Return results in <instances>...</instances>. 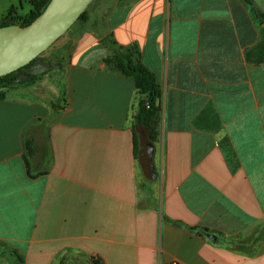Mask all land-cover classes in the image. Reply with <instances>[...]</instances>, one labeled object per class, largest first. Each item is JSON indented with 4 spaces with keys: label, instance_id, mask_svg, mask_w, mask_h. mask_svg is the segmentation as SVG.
<instances>
[{
    "label": "crops",
    "instance_id": "obj_1",
    "mask_svg": "<svg viewBox=\"0 0 264 264\" xmlns=\"http://www.w3.org/2000/svg\"><path fill=\"white\" fill-rule=\"evenodd\" d=\"M23 1L0 0V20ZM263 36L244 0H99L55 101L0 100V264H17L10 251L23 264H264V61L247 59ZM107 37L161 87L157 139L142 125L152 156L138 128L135 154V80L107 63Z\"/></svg>",
    "mask_w": 264,
    "mask_h": 264
},
{
    "label": "trees",
    "instance_id": "obj_2",
    "mask_svg": "<svg viewBox=\"0 0 264 264\" xmlns=\"http://www.w3.org/2000/svg\"><path fill=\"white\" fill-rule=\"evenodd\" d=\"M250 7L251 12L255 16L256 20L262 24L264 22V14L257 8L253 0H244ZM50 0H29L31 9L25 14H19L16 7L10 8L5 16L0 20V26H5L9 24H19L21 26H26L30 24L36 17H38L44 9L47 7ZM87 19V10L81 14L79 20ZM104 41L112 46L116 54L113 58H108L106 61L109 65L114 67L117 71L125 76L132 77L135 80L136 87V98H137V108L134 115V132H135V154L136 148L139 144V134L137 128L143 125L147 131L148 136L151 140L157 139V123L159 122L161 115V105L160 99L162 95V90L160 85L157 83L156 77L152 71H150L141 61L140 51L136 48H131L127 50H121L120 47L116 45V42L110 38H105ZM72 43L67 45L65 48L59 50L60 52L54 55V62H61L66 58L68 51L72 48ZM61 55L62 57H60ZM60 57V58H59ZM247 59L255 63H260L264 61V36L261 42L253 49L247 51ZM38 60H45L54 63L50 59H45L42 54L32 61L36 62ZM24 66L15 72L4 75L0 77V100L7 98L8 91L16 85L19 84H32L43 75H33ZM21 74H27L29 77L21 82H16L15 79ZM61 88V97L64 96V87L59 84ZM63 98V97H62ZM26 155L28 168L30 169L28 157H31L35 153L34 142L32 140H26ZM9 252V250H1L0 255ZM17 264H23L24 260L20 254L16 251H10ZM84 257L81 255H74L73 253L64 254L58 264H68L70 261L83 262ZM93 264H99L98 259H92Z\"/></svg>",
    "mask_w": 264,
    "mask_h": 264
},
{
    "label": "water",
    "instance_id": "obj_3",
    "mask_svg": "<svg viewBox=\"0 0 264 264\" xmlns=\"http://www.w3.org/2000/svg\"><path fill=\"white\" fill-rule=\"evenodd\" d=\"M93 0H50L44 11L30 24L0 26V77L27 66L30 74L39 75L52 68L61 69L62 63L54 64L32 61L48 50L77 22ZM264 31V22L261 24ZM29 77L21 74L15 79L21 82ZM144 150L152 156L153 144L149 141L142 125L138 127Z\"/></svg>",
    "mask_w": 264,
    "mask_h": 264
},
{
    "label": "rangeland",
    "instance_id": "obj_4",
    "mask_svg": "<svg viewBox=\"0 0 264 264\" xmlns=\"http://www.w3.org/2000/svg\"><path fill=\"white\" fill-rule=\"evenodd\" d=\"M99 0H93V2L87 8V19L77 21L61 38H59L48 50L42 53V57L45 59L54 60V55L59 53L61 49L65 48L71 43V41L83 30L86 23L92 18ZM22 13H26L30 10L31 6L27 1L22 3ZM62 57L61 55H59ZM59 57V58H60ZM60 72V69L52 68L51 70L43 73L42 77L32 84H19L14 86L8 91V95H19L26 98L40 97L46 101H55L56 86L55 78L56 74ZM58 106L59 104L56 103ZM55 113V112H54Z\"/></svg>",
    "mask_w": 264,
    "mask_h": 264
},
{
    "label": "built area",
    "instance_id": "obj_5",
    "mask_svg": "<svg viewBox=\"0 0 264 264\" xmlns=\"http://www.w3.org/2000/svg\"><path fill=\"white\" fill-rule=\"evenodd\" d=\"M172 264H179L178 262H173Z\"/></svg>",
    "mask_w": 264,
    "mask_h": 264
},
{
    "label": "flooded vegetation",
    "instance_id": "obj_6",
    "mask_svg": "<svg viewBox=\"0 0 264 264\" xmlns=\"http://www.w3.org/2000/svg\"><path fill=\"white\" fill-rule=\"evenodd\" d=\"M54 63H55V62H54ZM54 63H53V64H54ZM26 69H27V68H26Z\"/></svg>",
    "mask_w": 264,
    "mask_h": 264
}]
</instances>
